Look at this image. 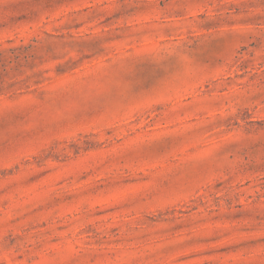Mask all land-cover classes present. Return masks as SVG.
Masks as SVG:
<instances>
[{
  "label": "rangeland",
  "instance_id": "374dc122",
  "mask_svg": "<svg viewBox=\"0 0 264 264\" xmlns=\"http://www.w3.org/2000/svg\"><path fill=\"white\" fill-rule=\"evenodd\" d=\"M0 264H264V0H0Z\"/></svg>",
  "mask_w": 264,
  "mask_h": 264
}]
</instances>
